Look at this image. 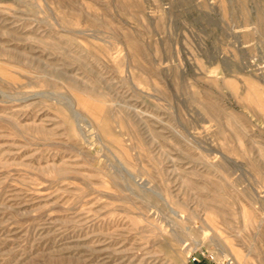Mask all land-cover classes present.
Wrapping results in <instances>:
<instances>
[{
    "label": "rangeland",
    "instance_id": "obj_1",
    "mask_svg": "<svg viewBox=\"0 0 264 264\" xmlns=\"http://www.w3.org/2000/svg\"><path fill=\"white\" fill-rule=\"evenodd\" d=\"M0 264H264V0H0Z\"/></svg>",
    "mask_w": 264,
    "mask_h": 264
}]
</instances>
